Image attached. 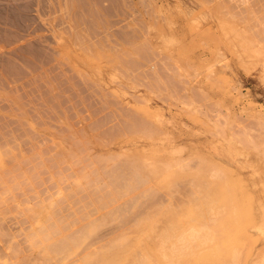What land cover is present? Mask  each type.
<instances>
[{
	"label": "rangeland",
	"instance_id": "374dc122",
	"mask_svg": "<svg viewBox=\"0 0 264 264\" xmlns=\"http://www.w3.org/2000/svg\"><path fill=\"white\" fill-rule=\"evenodd\" d=\"M12 1L0 0V264H96L151 215L171 227L167 207L196 199L192 172L213 164L249 193L242 264L264 263V52L227 43L225 0ZM200 52L203 69L173 68ZM144 158L191 171L166 190Z\"/></svg>",
	"mask_w": 264,
	"mask_h": 264
},
{
	"label": "bare ground",
	"instance_id": "6f19581e",
	"mask_svg": "<svg viewBox=\"0 0 264 264\" xmlns=\"http://www.w3.org/2000/svg\"><path fill=\"white\" fill-rule=\"evenodd\" d=\"M37 1H41V0H37ZM232 1H235V0H225L224 7L227 9V13L225 14L227 18H226V20H222V23L219 24L220 25L219 28H223L224 30H227V31H230V30L233 31L234 30L236 33V35L234 34L235 36H232L233 38H230V40H228L227 43L233 47L238 45L239 47H241L243 49L242 52H244V51L250 52V50H253L254 48H255V52H262V51L264 52V3H263L264 0H262V2H260L261 0L255 1V2H259L262 4V5L260 4V6L258 4L257 7H255L254 6L255 4L252 3L253 0H251V3L249 2L250 0H247L249 2V4L248 5L243 4L244 6H241V5L239 6L238 4H234ZM236 1H240V2L244 1L245 2L246 0H236ZM247 1H246V3H248ZM12 3H14V2L12 1ZM17 4H19V3H14V5L18 6V7H14V9H13L14 13H15V10L19 9L20 7L25 8V5H22V4L17 5ZM4 6H5V4H4ZM27 8H28V10L24 11L23 13L29 14L30 10L31 11L34 10L32 3L29 4ZM239 10H245L246 14L239 12ZM20 12H22V10H20ZM190 12H192V14H194L197 11L191 10ZM185 14H187V13H185ZM5 15H7V14L5 13ZM17 15L18 14H16V16ZM21 15H25V14H21ZM216 15H215V17H216ZM4 19H6V18H4ZM192 20H194V19H192ZM6 23H8V22H6ZM210 28L213 29V28H215V26L212 24ZM202 30H205V29H202ZM30 31H31V29H30ZM190 32H191V30H190ZM205 32H206V30H205ZM35 34H37V33H35ZM217 37H220V36H217ZM210 41H212V40H210ZM204 42H206V41H204ZM188 43H190V42H188ZM195 43H197V42H195ZM190 45L194 46L195 44L190 43ZM225 46H227V45H225ZM188 47L189 46H184L183 43L181 45V49L182 48L184 49L182 51H185L186 49H188ZM222 49H223V47H222ZM227 51L230 52L229 50H227ZM233 51L235 52L234 49H233ZM253 53H254V50H253ZM202 54H203V52L202 53L200 52L197 54L198 57L200 58L197 62H195V61L190 62L189 60L191 58L190 59L188 58L189 59L188 63L180 62L179 57L182 54L177 55L176 59H174V58L172 59L173 60L172 63H174V65H175V66L173 65V68L176 67L180 70H183V69L201 67L203 69L206 60L201 58ZM216 54L218 55V53H216ZM160 55H162V54H160ZM253 58H254V56H253ZM217 64H221V63L217 62ZM215 65H216V63L215 64L211 63L208 65V67H213ZM263 66H264V64H263ZM83 142H84V137H83ZM86 145H88V144H86ZM74 153H77V152L74 151ZM68 157L69 156H67V158ZM86 157H84V158H86ZM67 158H65V159H67ZM100 158H97V159L99 160ZM2 159L3 158L0 155V165L2 163ZM78 160H80V159H76V161H78ZM81 160H82V158H81ZM143 160H145V163H146V166H145V164H144V166L147 167L149 169V171L151 172V174L153 175V176L151 175L153 177L152 181L162 182L164 184V187L166 190L173 189V184L177 185L175 180H177V179L181 180V178H183V177L185 178L186 176H189L188 174L191 171V170L188 171L187 169H185L186 166L184 164V161L182 162L181 160H176L173 163L172 162H168V163L166 162L165 164H157L156 162L150 160V158H144ZM64 161L65 160H63V162ZM70 161H72V160H70ZM103 161H105V159ZM63 162H61V163H63ZM85 163L88 164L87 162H85ZM16 164H17V162H16ZM95 164H97V163H95ZM66 165L69 166L67 163H66ZM70 166H72V164ZM204 166H206V165H204ZM85 167H87V166H85ZM90 167H92V166L90 165ZM94 168H92V169H94ZM70 169H69V172H70ZM92 169L90 168V170H92ZM16 171H17V169H16ZM96 171H98V170H96ZM194 171H195V168H194ZM194 171L192 172V175L196 178L198 183H196L193 187L191 185V188H193V190L191 191V193H192L191 196H195L196 199L194 198L195 200L193 199L192 202H188V203L185 201L187 204H185L184 206H182L178 210H175L178 208V206L175 209L173 208L174 210H170V207H167L169 209L168 210L166 209V212H164V214L168 215V219L171 223V227L163 228V229L155 228V223H156L157 217H156V215H151V217L149 218V221H147V222L144 221V223L141 224V226L144 225L142 228L138 227L134 230L128 231L125 234V238L129 240V243L121 245L120 247H116L115 250H110V251L106 252L104 255H102L101 260L96 264H242L243 255L245 252L243 239H245L247 237L244 225H245L247 220H246V215L242 211L239 210V207L237 204V199L239 198V196L249 197V193L247 192L248 190L246 191L243 188L241 183L237 180L238 178H235L232 175H226L224 170L217 164H213L211 167L210 166L201 167L198 171H196V172H194ZM64 173H62V174H64ZM85 173H89V172L85 171ZM113 174H116V173H113ZM83 175H84L83 177H86L85 176L86 174L83 173ZM135 175H137V174H135ZM140 175H139V177H138V175H137V177H135V180H137L136 181L137 183H139L138 179H140V177H141ZM67 176L68 175L66 174V177ZM69 176H71V175L69 174ZM73 176H74V174H73ZM77 176H79V175H77ZM77 176H76V178H77ZM81 176H82V174H81ZM81 176H79V177H81ZM17 177H18V175H17ZM53 177H54V175H53ZM83 177H81L80 179L82 180ZM114 177L116 178V176H114ZM133 177H134V174H133ZM57 178H59V176ZM71 178H68V180ZM131 179H133V178H130V180ZM112 180L114 181V179H112ZM140 180H142L143 184H144V179L142 178ZM65 181H67V180H65ZM65 181H63V182L66 185ZM150 181H151V179H150ZM29 182H31V181H29ZM57 182H59V181H57ZM57 182H56V185H57ZM106 183H107V181H106ZM68 184H69V182H68ZM68 184H67V186H68ZM77 184H78V180H77ZM150 184H147V185H150ZM69 186H70V184H69ZM18 187H20V185ZM21 187H22V185H21ZM68 187H67V189H68ZM61 188H62V185H61ZM135 188H136V186H135ZM135 188H133V189H135ZM145 188L149 189V186H145ZM75 189H78V187ZM133 189H132V192L134 191ZM59 190H60V188H59ZM121 190H123V189H121ZM60 191H61L60 192V194H61L62 190H60ZM3 195H4V193L2 194V196ZM61 195H59V196H61ZM63 195H65V194H63ZM56 198H59V197L57 196ZM65 225H66V223H65ZM130 240H133V241H130ZM97 251H95L94 253H96ZM91 258H92V254L89 253V255H86L84 257L83 263L86 264L88 261L91 260ZM258 260H260V259H258ZM89 263L91 264V261ZM262 264H264V263H262Z\"/></svg>",
	"mask_w": 264,
	"mask_h": 264
}]
</instances>
